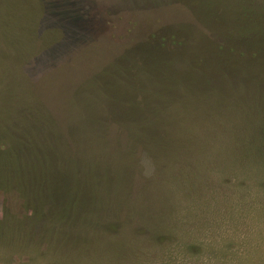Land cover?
Masks as SVG:
<instances>
[{
	"label": "rangeland",
	"instance_id": "374dc122",
	"mask_svg": "<svg viewBox=\"0 0 264 264\" xmlns=\"http://www.w3.org/2000/svg\"><path fill=\"white\" fill-rule=\"evenodd\" d=\"M259 18L0 0V264H264Z\"/></svg>",
	"mask_w": 264,
	"mask_h": 264
},
{
	"label": "trees",
	"instance_id": "16d2710c",
	"mask_svg": "<svg viewBox=\"0 0 264 264\" xmlns=\"http://www.w3.org/2000/svg\"><path fill=\"white\" fill-rule=\"evenodd\" d=\"M247 14V13H246ZM258 23L255 25H253L254 26V28H253V30L256 32V33H258V35L257 36H260V37H262V36H264V19H260L259 18V20L257 21ZM252 26V27H253ZM250 29V28H249ZM242 32V31H241ZM242 33H245V32H242ZM256 36V37H257ZM240 43H242V42H240ZM264 48V46H261V48H256V49H254V52L258 55L259 54V52L262 50ZM253 50V49H252ZM264 51V50H263ZM20 157H17V159L22 163V161L19 159Z\"/></svg>",
	"mask_w": 264,
	"mask_h": 264
}]
</instances>
